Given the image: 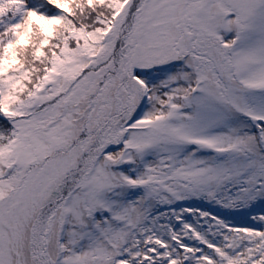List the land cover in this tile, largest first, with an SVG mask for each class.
Returning <instances> with one entry per match:
<instances>
[{
  "label": "snow or ice",
  "instance_id": "obj_1",
  "mask_svg": "<svg viewBox=\"0 0 264 264\" xmlns=\"http://www.w3.org/2000/svg\"><path fill=\"white\" fill-rule=\"evenodd\" d=\"M0 264H264V0H0Z\"/></svg>",
  "mask_w": 264,
  "mask_h": 264
},
{
  "label": "trees",
  "instance_id": "obj_2",
  "mask_svg": "<svg viewBox=\"0 0 264 264\" xmlns=\"http://www.w3.org/2000/svg\"><path fill=\"white\" fill-rule=\"evenodd\" d=\"M193 206H198V205L196 203H193ZM202 207L207 208L208 206L206 205V206H202ZM213 211H215V209ZM259 211H260V209L257 210L256 212H259ZM221 214H223V212H221ZM231 222L236 223L238 225H243V224L249 223L248 217L246 215H240V214L233 215L231 217Z\"/></svg>",
  "mask_w": 264,
  "mask_h": 264
},
{
  "label": "rangeland",
  "instance_id": "obj_3",
  "mask_svg": "<svg viewBox=\"0 0 264 264\" xmlns=\"http://www.w3.org/2000/svg\"><path fill=\"white\" fill-rule=\"evenodd\" d=\"M189 203H196L199 207L201 206H206L205 204H200L199 202H189ZM260 208H257V209H255L254 211H257V210H259ZM214 210V209H213Z\"/></svg>",
  "mask_w": 264,
  "mask_h": 264
}]
</instances>
